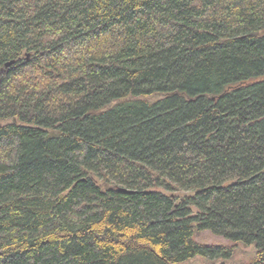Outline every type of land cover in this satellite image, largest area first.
<instances>
[{
    "label": "trees",
    "instance_id": "1",
    "mask_svg": "<svg viewBox=\"0 0 264 264\" xmlns=\"http://www.w3.org/2000/svg\"><path fill=\"white\" fill-rule=\"evenodd\" d=\"M239 246L264 264V0H0V264Z\"/></svg>",
    "mask_w": 264,
    "mask_h": 264
},
{
    "label": "rangeland",
    "instance_id": "2",
    "mask_svg": "<svg viewBox=\"0 0 264 264\" xmlns=\"http://www.w3.org/2000/svg\"><path fill=\"white\" fill-rule=\"evenodd\" d=\"M195 238L197 241L203 242V243L218 242V243L224 244L223 241H221L218 238L213 237L209 233L196 234ZM253 255H254L253 249L251 247L247 248V247L239 246L235 250L233 257L230 260L231 261L230 263H234V264L247 263L249 261V259L252 258ZM220 262L218 261L216 263H220ZM205 263H207V261H205L204 259L197 258V259L190 260V261L183 263V264H205Z\"/></svg>",
    "mask_w": 264,
    "mask_h": 264
},
{
    "label": "water",
    "instance_id": "3",
    "mask_svg": "<svg viewBox=\"0 0 264 264\" xmlns=\"http://www.w3.org/2000/svg\"><path fill=\"white\" fill-rule=\"evenodd\" d=\"M10 64H11V63H7V64H6V67H8Z\"/></svg>",
    "mask_w": 264,
    "mask_h": 264
}]
</instances>
